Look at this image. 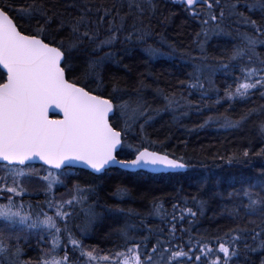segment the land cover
<instances>
[{
    "label": "snow or ice",
    "instance_id": "6c2138e0",
    "mask_svg": "<svg viewBox=\"0 0 264 264\" xmlns=\"http://www.w3.org/2000/svg\"><path fill=\"white\" fill-rule=\"evenodd\" d=\"M169 2L199 31L186 51L169 45L190 69L179 81L187 95L157 88L161 106L153 107L143 79L129 89L115 77L106 82L104 70L136 47L149 59L163 55L148 41L171 23ZM213 38L226 41L216 53ZM0 69V264H264V167L235 180L226 195L215 193L231 227L195 235L191 225L207 200L193 196L194 207L185 200L171 213L154 200L148 216L164 226L152 227L134 210L102 204L100 185L81 184L70 171L102 180L114 169L194 168L148 132L162 114L178 121L192 109L211 113L200 127L254 124L261 146L220 159H264V0H0ZM237 104L247 107L235 112ZM113 195L123 202L131 194L118 186ZM105 216L124 218L106 235L110 246L86 244ZM33 241L37 255L25 259Z\"/></svg>",
    "mask_w": 264,
    "mask_h": 264
},
{
    "label": "trees",
    "instance_id": "16d2710c",
    "mask_svg": "<svg viewBox=\"0 0 264 264\" xmlns=\"http://www.w3.org/2000/svg\"><path fill=\"white\" fill-rule=\"evenodd\" d=\"M23 2L24 0H16L17 5ZM163 8L166 16L170 13L174 14L171 23L167 27H159L155 38L149 40L148 43L165 54L149 59L141 51L143 46L136 47L127 53L122 52L118 57L120 63L109 64L104 70L106 82L115 77L122 86H127L129 89L137 86L138 81L143 79L148 86L144 93L145 98L153 104V107L161 106L160 101L154 99L157 88L175 91L178 94L183 91L187 95V90L179 87V81L187 79L186 73L190 69L181 63L179 56L171 54L169 45L180 52L186 51L193 46L194 33L199 31L196 22L186 19V14L178 3L169 2ZM20 22L23 23L22 20ZM161 37H163V43L160 42ZM225 43L223 38H213L209 42V51L216 53ZM218 84L223 86L220 80ZM191 98L198 99V94H194ZM227 107V104H223L214 111L223 112ZM245 107L247 105L237 104L234 110L240 112ZM210 114L207 110L198 113L192 109L184 118L177 121L173 119V114L165 113L157 117L148 129L153 140L163 141L164 151L176 156L183 155L191 158L195 165L194 168L159 174L114 169L102 180H96L86 170L73 169L72 179L78 180L81 184L95 181L100 185L99 196L102 204L134 210L140 213L145 218V222L152 227L164 226L159 219L148 216L154 200L162 202L167 212L171 213L174 204L183 206L185 200L188 201V206L194 207L191 198L196 196L207 200L208 206L205 215L199 217L196 223L191 225L193 235L205 231L209 233L217 230L226 231L232 226V221L219 216L223 201L215 197V193L221 192L226 195L231 191L230 185L235 180L255 176L264 167V159L255 158L248 163L236 162L231 165L226 159H220L219 156L227 157L233 152H242L244 148L256 150L261 146V142L251 122L242 130L232 131L224 129L217 131L214 129V124L200 127ZM205 176L210 177L207 186L201 183ZM118 186H126L130 191V198L120 202L113 195ZM123 220V217L105 216L90 233L85 243L100 247L110 246L105 237L119 227ZM133 222L138 224L139 218H133ZM183 227H189L187 221ZM25 251L27 255L24 258L28 259L35 257L38 249L35 248L33 242V247ZM252 259L256 260L257 257L253 255Z\"/></svg>",
    "mask_w": 264,
    "mask_h": 264
},
{
    "label": "water",
    "instance_id": "95a60500",
    "mask_svg": "<svg viewBox=\"0 0 264 264\" xmlns=\"http://www.w3.org/2000/svg\"><path fill=\"white\" fill-rule=\"evenodd\" d=\"M0 70L2 71V69H0ZM50 116H51V118H58V116H57V114L55 112L50 113ZM77 169H79V168H77ZM83 170H85V169H83ZM134 171H146V172L153 173V174L166 173V172H163V171H161V172H152L149 169H144V170H131L130 172H134ZM181 171H183V170H181Z\"/></svg>",
    "mask_w": 264,
    "mask_h": 264
},
{
    "label": "rangeland",
    "instance_id": "374dc122",
    "mask_svg": "<svg viewBox=\"0 0 264 264\" xmlns=\"http://www.w3.org/2000/svg\"><path fill=\"white\" fill-rule=\"evenodd\" d=\"M161 53L165 54V52H161ZM34 167H39V165H34ZM70 171L74 174L73 169H71ZM63 192H64V189H63V188H60V189H59V192L57 193V195H60V194H62ZM39 198H40V199L43 198L42 194H41V196H40ZM33 242L35 243V241H33Z\"/></svg>",
    "mask_w": 264,
    "mask_h": 264
},
{
    "label": "bare ground",
    "instance_id": "6f19581e",
    "mask_svg": "<svg viewBox=\"0 0 264 264\" xmlns=\"http://www.w3.org/2000/svg\"><path fill=\"white\" fill-rule=\"evenodd\" d=\"M182 118H184V116H183ZM214 129L217 130V131H219V130L222 129V128H220L219 125L214 124ZM183 171H185V170H183ZM134 172H135V171H134ZM144 172H146V171H144ZM147 173H149V172H147ZM166 173H169V172H166ZM151 174H153V173H151ZM158 174H159V173H158ZM154 218H155V217H154ZM155 219H158V218H155Z\"/></svg>",
    "mask_w": 264,
    "mask_h": 264
}]
</instances>
